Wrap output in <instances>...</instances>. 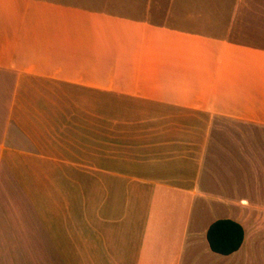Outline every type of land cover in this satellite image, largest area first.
<instances>
[{"label": "crops", "instance_id": "obj_1", "mask_svg": "<svg viewBox=\"0 0 264 264\" xmlns=\"http://www.w3.org/2000/svg\"><path fill=\"white\" fill-rule=\"evenodd\" d=\"M127 6L0 0V264H264V50ZM220 155L244 213L196 226ZM220 219L245 232L229 256Z\"/></svg>", "mask_w": 264, "mask_h": 264}, {"label": "rangeland", "instance_id": "obj_2", "mask_svg": "<svg viewBox=\"0 0 264 264\" xmlns=\"http://www.w3.org/2000/svg\"><path fill=\"white\" fill-rule=\"evenodd\" d=\"M107 1L112 3L115 0ZM120 1L122 5L124 1H127L129 4L127 7H134L136 11L133 15L147 14L154 23L171 25L174 29L186 32H202L205 36H209L208 38L264 50V0ZM196 114L184 113L183 115ZM244 126L243 122L236 120L235 122L223 121L217 124L215 131L236 136L244 131ZM219 142L224 141L220 139ZM222 153V151L219 152V154ZM211 160L210 169L212 170L206 171L205 181L201 185L202 201L197 203L194 210L196 226H201L202 223L223 214L240 216L244 213L243 204L240 203L244 195L241 181L242 168L235 167L232 172L233 179L229 181L226 156L220 155ZM259 207V204L252 205L253 210H264Z\"/></svg>", "mask_w": 264, "mask_h": 264}, {"label": "trees", "instance_id": "obj_3", "mask_svg": "<svg viewBox=\"0 0 264 264\" xmlns=\"http://www.w3.org/2000/svg\"><path fill=\"white\" fill-rule=\"evenodd\" d=\"M243 226L231 219L215 221L208 229L207 241L212 252L229 256L237 252L244 241Z\"/></svg>", "mask_w": 264, "mask_h": 264}]
</instances>
